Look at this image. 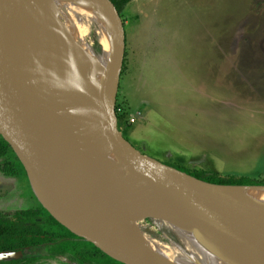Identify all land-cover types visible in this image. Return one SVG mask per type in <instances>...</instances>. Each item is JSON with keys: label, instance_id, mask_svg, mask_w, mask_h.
<instances>
[{"label": "rangeland", "instance_id": "374dc122", "mask_svg": "<svg viewBox=\"0 0 264 264\" xmlns=\"http://www.w3.org/2000/svg\"><path fill=\"white\" fill-rule=\"evenodd\" d=\"M121 18L126 50L115 107L123 136L181 171L264 183V0H132ZM107 25L112 41L113 26ZM87 39L102 52L93 34ZM47 54L32 60L50 73ZM60 87L71 109L78 86L62 81ZM40 207L14 154L0 146V212ZM142 216L154 234L182 243L174 230L156 224L155 213ZM40 223L50 233L77 235L46 215ZM93 246L83 239L62 243L54 257L23 264H81L79 257L107 264Z\"/></svg>", "mask_w": 264, "mask_h": 264}, {"label": "water", "instance_id": "95a60500", "mask_svg": "<svg viewBox=\"0 0 264 264\" xmlns=\"http://www.w3.org/2000/svg\"><path fill=\"white\" fill-rule=\"evenodd\" d=\"M89 1L106 11L113 26L110 64L101 81L100 107L91 126L102 136L103 143L98 145L41 133L30 60L47 53L63 59L85 94L89 80L65 46L34 41L12 30L3 20L4 2L0 0V134L21 161L36 197L60 224L123 264H176L144 247L130 249L113 237L107 213L96 201L97 183L134 172L144 192L188 246L196 264H258V256L264 252V219H247L221 205L205 206L190 179L210 186L264 185L202 181L142 153L123 136L115 105L125 58V26L111 0ZM63 206L79 220L68 221L59 215L57 208ZM19 255L20 251L0 252V260Z\"/></svg>", "mask_w": 264, "mask_h": 264}, {"label": "bare ground", "instance_id": "6f19581e", "mask_svg": "<svg viewBox=\"0 0 264 264\" xmlns=\"http://www.w3.org/2000/svg\"><path fill=\"white\" fill-rule=\"evenodd\" d=\"M2 2L3 20L12 30L34 41L56 42L65 46L75 58L76 66H81L89 80L88 93L85 94L84 90L81 91L82 85L69 69L65 68L63 59L54 60L49 56L50 53L47 54L45 65L49 67L50 73L44 71L42 61L30 60L38 96L36 106L41 133L46 136L82 140L94 145L102 144L101 134L91 126L95 124V115L100 107L101 81L110 64L111 39L106 11L89 0ZM50 15L53 18L50 17L49 20ZM58 19H62V22ZM91 34L102 45L101 53L96 52L90 41H87ZM95 62L98 65H95ZM62 81L78 86L73 95L71 109L63 102V91L60 87ZM118 178L121 183L112 178L97 183L94 188L99 207L102 206L107 213L106 218L110 221L113 237L135 251L144 247L176 264H196L183 240L178 243L154 234L152 225L143 221L142 213L148 210L157 215L154 219L159 227L174 230L165 213L144 192L135 173L123 174ZM190 183L205 206L222 203L225 205L221 206L244 218L264 219V188L210 186L194 179H190ZM197 184L207 187H199ZM57 213L68 221L79 220V217L65 206L57 208ZM258 257V264H264V252Z\"/></svg>", "mask_w": 264, "mask_h": 264}, {"label": "trees", "instance_id": "16d2710c", "mask_svg": "<svg viewBox=\"0 0 264 264\" xmlns=\"http://www.w3.org/2000/svg\"><path fill=\"white\" fill-rule=\"evenodd\" d=\"M111 1L121 14L128 3L132 0ZM0 146L14 154L20 173L27 176L21 161L1 134ZM183 171L202 181L218 185L249 186L264 184L244 176H226L213 172L187 169H183ZM43 215H46L53 222L59 224L44 207L37 209H19L12 213L0 212V252L21 251V255L17 257L0 260V264H23L36 261L38 258L46 257L48 255L49 257H54V254L60 251L59 248L62 243L83 239L72 233L69 236L50 233L40 223V217ZM66 237H69L70 239L64 240ZM73 238H76L77 240H72ZM83 241L94 248L92 243L87 242L85 239H83ZM96 250L99 251L103 257L108 259L107 264H123V262L108 256L97 248ZM79 259L81 264H93L88 257H79Z\"/></svg>", "mask_w": 264, "mask_h": 264}, {"label": "flooded vegetation", "instance_id": "af4514ba", "mask_svg": "<svg viewBox=\"0 0 264 264\" xmlns=\"http://www.w3.org/2000/svg\"><path fill=\"white\" fill-rule=\"evenodd\" d=\"M21 252V251H20Z\"/></svg>", "mask_w": 264, "mask_h": 264}]
</instances>
